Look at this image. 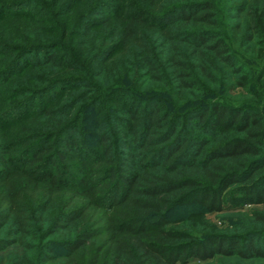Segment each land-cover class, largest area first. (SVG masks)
I'll use <instances>...</instances> for the list:
<instances>
[{
    "label": "trees",
    "instance_id": "obj_1",
    "mask_svg": "<svg viewBox=\"0 0 264 264\" xmlns=\"http://www.w3.org/2000/svg\"><path fill=\"white\" fill-rule=\"evenodd\" d=\"M150 1L147 11L123 3L117 26L102 37L98 49L93 52L91 48L93 76H102L110 62L129 64L134 52L140 70L160 82L151 58L153 49L166 58L171 82L178 90L194 87L185 72L189 60L204 70L208 83H213V75L204 65L213 69L218 62L236 77L235 88L247 89V82L237 78L245 68L233 50L259 49L264 53L260 30L264 26V0H246L233 6L228 45L212 32L216 24L211 2L180 0L179 5L164 11L165 0ZM30 3L39 5L33 0L0 3V19L31 18L42 6L34 7L37 12H33ZM107 5L111 4H100L73 26L52 20L49 23L53 26L46 30L43 20L31 31L37 44L28 40H22L27 43L20 46L0 44V54L9 57L1 62L0 89L31 65L47 74L41 88L21 92L22 100L0 109V253L17 251L4 264H186L192 259L207 262L216 258L263 262L264 208L243 215L239 234L209 233L201 239L194 236L192 226L168 219L177 207L192 204L210 213L250 205L264 207V116L255 105L235 106L216 100L192 110L188 123L203 124L201 131L207 135L197 140L182 135L184 129L176 122L168 124L155 100L149 99L143 110L129 106L122 112L125 119L112 114L117 135L113 140L120 153L112 144L113 136L101 133L97 136L100 151L90 155L94 163L88 169L89 179L74 184L62 178L69 172L55 165L61 164L66 154L59 150L55 155L52 144L46 141L59 133L62 144L74 145L69 136L72 132H67L72 120L66 113L87 100L92 91L88 90L92 83L76 73L86 72L82 53L93 35V23ZM241 17L246 19V26ZM173 19L179 23L169 28ZM194 29L197 32L191 33ZM146 30L159 31L156 42L145 39ZM53 34L59 35V41H53ZM62 51L64 55L58 54ZM31 56L33 62L29 61ZM259 69L258 82L264 94V59ZM78 88L86 92L57 109H48L64 93ZM18 97L11 94L1 102ZM102 97L100 93L90 99V106ZM36 105H42L40 115L53 119L55 132L20 136L21 146L30 140L46 144L40 152L32 149L35 145L25 146L15 156L12 168L4 153L16 141L8 129L34 112ZM132 145L135 154L122 151ZM99 152L101 157L96 155ZM56 168L60 174L54 175ZM172 224L175 226L169 228Z\"/></svg>",
    "mask_w": 264,
    "mask_h": 264
},
{
    "label": "rangeland",
    "instance_id": "obj_2",
    "mask_svg": "<svg viewBox=\"0 0 264 264\" xmlns=\"http://www.w3.org/2000/svg\"><path fill=\"white\" fill-rule=\"evenodd\" d=\"M25 0H0V3H15ZM204 2H211L213 5L214 12V22L216 27L212 32L219 35L220 39L224 43L229 44L230 37V26L233 24L232 21V9L236 4L245 2L246 0H202ZM33 2H38L42 6L41 10L37 12L36 3H30L34 10L37 12L34 15L26 17L20 16H4L3 20L0 19V44L5 45H15L20 46L22 40H28L34 44L39 43V41H34L31 31L39 26L43 20L45 22L41 23L46 30H50L53 24L49 21L59 22V24L66 23L68 26L79 22V18L86 16L89 12L98 9L100 4L109 3L111 5L105 6V9H101V15L98 17L96 22L92 25V36L90 40L87 41V50H85L82 55H85L81 63L85 68V73H76L80 77L86 78L92 83V87H88V90H92L88 95L87 100L77 103V105L67 110V116L70 118L71 129L67 132H72L69 135L74 143L70 146H65L62 144L61 138L58 139L57 135H51L52 137L46 142L52 144V149L55 153L59 150L65 152V160L61 161V164H56L55 166L59 169L61 165L64 170L69 172V174H64L62 176L65 180H70L71 183L81 184L89 179L88 169L90 165L94 163V159L91 158V153L100 151L97 144V136L101 133L109 134L112 137V144L116 150L121 151L118 146L117 141L113 138H117L113 129V118L112 114L117 113L119 117L126 118V115L122 112L128 109H135V107L143 110L146 107L147 101L149 99L155 100L159 108L162 109V113L167 116L166 121L168 124L176 122L180 129L182 135H185L191 139H199L206 137L201 130L203 124L198 123H188L187 117L188 113L198 107H203L213 101L220 100L224 104H231L235 106H243L245 104H252L258 108L262 115L264 116V94L261 91V84L258 82V76L260 74V66L264 59L261 56L262 50L249 51L248 49L233 50L234 56L242 64V71L240 69L237 78L247 82L246 90L237 89L234 87V82L236 77H232L229 68L221 65L220 63H215L214 68H207V73L213 75V83H208L205 78L204 70L199 69L198 65L189 60L187 63V76L188 81H191L193 88L189 91H181L175 88L174 84L171 82V72L167 66L166 58L161 56L158 51L151 50V58L154 60L153 63L156 65V74L161 78V81H155L146 76L145 72L140 70L139 67V57L137 53H132L130 56V63L120 64L110 62L106 68L104 74L100 77L93 76V70L95 69V62L92 60L93 52L99 48L102 37L106 36L113 27H116L117 22H119V16L122 14L121 6L123 3H129L135 5L137 10H149L150 0H60L57 4L56 0H33ZM182 1L180 0H165L162 2L163 10L179 5ZM66 10L62 11L61 10ZM250 10V9H249ZM100 11V9L98 10ZM69 12V13H68ZM68 15L66 16V14ZM242 18V17H241ZM106 19L105 25L100 26V22ZM169 22V21H167ZM243 24L246 26V19L242 18ZM169 28L178 24L179 21L173 19ZM166 27V25H165ZM75 29L72 28V30ZM81 31L80 29H77ZM262 31V36H264V26L260 27ZM56 32V31H54ZM197 29L192 30L191 33H196ZM144 37L146 40H150V43H154L158 39L159 31L153 33L152 31H144ZM54 38L53 41H59V35L56 34L50 36ZM19 38V40H18ZM80 38V37H79ZM75 39L79 41L80 39ZM21 39V40H20ZM18 40V43L15 41ZM67 44V43H66ZM40 45V44H39ZM96 48V49H95ZM58 54L64 55V52H58ZM38 56V55H33ZM33 56L29 59L33 62ZM9 57L2 56L0 54V69L2 67V61H8ZM71 62L74 60L69 59ZM47 74L38 66H30L26 68L21 74L14 75L8 82L3 83L0 92L6 91L7 94H0V109L7 108L9 104L18 102L24 98L21 92H26L30 90L39 89L47 82ZM87 90V92H88ZM119 90L120 92H116ZM125 91V94L123 93ZM86 89H75L64 93L58 101H55L51 107L48 109H57L60 106L70 103L76 99L81 94H84ZM103 96L102 99L96 103L93 107L90 106V99L93 100L98 94ZM120 93V95H118ZM19 97L13 101H8L7 103L1 100L6 96L11 95ZM21 94V95H20ZM96 94V95H95ZM120 96V97H119ZM137 100V102H136ZM51 105V103L49 104ZM48 105V106H49ZM42 106V105H41ZM40 105H36V108L32 109L34 112L29 114V116L22 117L19 121H15L12 127H9L8 132L11 134V139L16 141L13 146L5 152V158L7 159L9 165L15 168L13 165V160L16 155L23 152L25 146H33L34 151L40 152L44 148L45 141L37 143L36 141L30 140L28 145L21 146L22 141H20V136L28 138V134H50L55 132L53 125V119L45 118L40 115ZM88 106H90L88 108ZM130 106V108H129ZM29 113V112H28ZM60 115L57 114L56 117ZM58 120V119H57ZM60 121V120H59ZM56 123V121H55ZM16 124V125H15ZM63 124V121H62ZM115 135H114V134ZM59 136V135H58ZM32 138V137H30ZM130 139V138H128ZM61 142V143H60ZM214 142V141H213ZM124 153L135 154L136 149L132 145L129 149H123ZM101 157L100 152L97 153ZM26 159L29 156L25 157ZM23 167V164L20 163ZM57 168L53 170V174H60ZM262 206H245L240 210H230L225 208L224 211L217 212H204L200 206L197 205H186L177 207L171 211L168 219L173 223L177 220H181V225L187 224V226H192V233L196 238H203L209 233L220 234V235H235L241 233L240 227L244 221L243 215L250 214L255 210H262ZM175 225H171L169 228H173ZM186 226V225H185ZM13 251V250H12ZM11 250L7 252L0 253V264L6 263L7 259L12 255L17 253V251ZM255 262V261H254ZM252 262H243L235 258H216L207 262H199L197 260H189L186 264H251ZM254 264H264L261 263Z\"/></svg>",
    "mask_w": 264,
    "mask_h": 264
}]
</instances>
